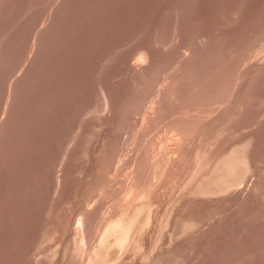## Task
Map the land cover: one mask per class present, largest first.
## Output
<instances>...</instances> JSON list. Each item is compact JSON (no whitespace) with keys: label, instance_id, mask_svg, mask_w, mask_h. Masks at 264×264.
Returning a JSON list of instances; mask_svg holds the SVG:
<instances>
[{"label":"rangeland","instance_id":"374dc122","mask_svg":"<svg viewBox=\"0 0 264 264\" xmlns=\"http://www.w3.org/2000/svg\"><path fill=\"white\" fill-rule=\"evenodd\" d=\"M0 264H264V0H0Z\"/></svg>","mask_w":264,"mask_h":264},{"label":"bare ground","instance_id":"6f19581e","mask_svg":"<svg viewBox=\"0 0 264 264\" xmlns=\"http://www.w3.org/2000/svg\"><path fill=\"white\" fill-rule=\"evenodd\" d=\"M113 225V224H112ZM115 228H117L116 226H114ZM110 229V228H109ZM112 229H114V228H112ZM116 230H118V229H114L113 231H115L116 232ZM116 233H118L119 234V232L117 231ZM121 233V232H120ZM117 235V234H116ZM120 235V234H119ZM107 236V235H106ZM116 237V236H115ZM118 237V236H117ZM121 238H122V236H121ZM118 241H120L119 239H118ZM113 243V242H112ZM114 246V245H113ZM115 251V250H114ZM109 254V253H108ZM114 254V253H113ZM109 258V257H108ZM108 258H106V259H108ZM109 259H111V258H109ZM105 260V259H104Z\"/></svg>","mask_w":264,"mask_h":264}]
</instances>
